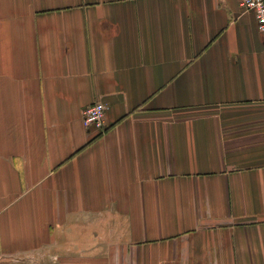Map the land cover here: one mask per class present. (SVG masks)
Returning a JSON list of instances; mask_svg holds the SVG:
<instances>
[{"label":"crops","instance_id":"crops-1","mask_svg":"<svg viewBox=\"0 0 264 264\" xmlns=\"http://www.w3.org/2000/svg\"><path fill=\"white\" fill-rule=\"evenodd\" d=\"M0 264H264L255 15L0 0Z\"/></svg>","mask_w":264,"mask_h":264},{"label":"built area","instance_id":"built-area-1","mask_svg":"<svg viewBox=\"0 0 264 264\" xmlns=\"http://www.w3.org/2000/svg\"><path fill=\"white\" fill-rule=\"evenodd\" d=\"M242 7L252 12L257 20L259 32L264 35V0H239ZM108 107L96 102L88 106L83 112L84 123L88 127H95L103 132L106 129V113Z\"/></svg>","mask_w":264,"mask_h":264}]
</instances>
